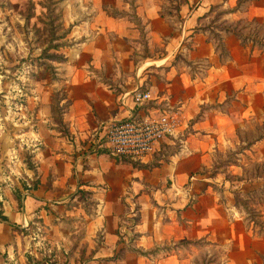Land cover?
Here are the masks:
<instances>
[{
  "label": "crops",
  "instance_id": "crops-1",
  "mask_svg": "<svg viewBox=\"0 0 264 264\" xmlns=\"http://www.w3.org/2000/svg\"><path fill=\"white\" fill-rule=\"evenodd\" d=\"M164 1L174 12L163 11ZM246 1L244 12L221 14L232 33L221 30L218 42L204 23L233 0L65 1L74 45L60 72L70 137L43 108L37 172L26 169L34 188L19 187L21 201L12 198L2 210L8 222L0 219V252L8 250L7 260L196 264L216 254L222 264L263 262L264 45L240 24L246 18L263 26L264 0ZM143 50L149 56H140ZM136 90L150 91L153 100L137 106ZM167 110L178 111L180 127L152 154L132 160L110 153L105 125ZM254 203L259 210L248 206ZM38 229L41 242L33 238Z\"/></svg>",
  "mask_w": 264,
  "mask_h": 264
},
{
  "label": "rangeland",
  "instance_id": "rangeland-1",
  "mask_svg": "<svg viewBox=\"0 0 264 264\" xmlns=\"http://www.w3.org/2000/svg\"><path fill=\"white\" fill-rule=\"evenodd\" d=\"M49 1L51 10L44 7ZM65 1L0 0V219H3L5 203L8 206L12 198L21 201L22 196H18L19 187L28 190L34 188V182L29 183L27 179L26 169L37 172L33 157L40 141L37 140V134L43 117L41 110L47 107L53 115L54 124L57 125L55 129L64 137H70L64 119L61 120L53 110L54 101L62 109L65 107L62 104L65 100V84L60 64L66 61L64 53L74 45L69 37L72 27H68L63 20ZM245 2L247 1L244 0L236 6L237 2L233 0L231 5L226 6V10L216 9L212 17L205 21L204 25H207L206 30L211 40L218 42L220 31L228 29L220 21L221 14L240 8L244 12L249 6ZM173 7L166 1L163 2L164 12H174ZM51 21L53 25L50 24ZM240 27L251 39L264 45V25H256L244 18ZM68 30L70 33L64 36ZM55 45L60 48L46 51L48 47ZM50 55L61 58L50 59ZM140 56L146 57L149 53L143 50ZM205 66V62L200 63L199 69ZM176 148L173 147L169 154ZM237 202L242 204L243 200L238 199ZM254 205L248 204L254 211L260 209L257 203ZM262 217L252 214L249 218L262 222ZM261 232L264 231H258L260 234ZM33 238L41 242L42 233L41 239L35 236ZM7 251L5 255L0 252L1 262L13 264V260H7ZM226 253L228 254V250ZM214 255L203 256L196 264H222L218 262V257L214 260ZM260 264H264V260Z\"/></svg>",
  "mask_w": 264,
  "mask_h": 264
},
{
  "label": "built area",
  "instance_id": "built-area-1",
  "mask_svg": "<svg viewBox=\"0 0 264 264\" xmlns=\"http://www.w3.org/2000/svg\"><path fill=\"white\" fill-rule=\"evenodd\" d=\"M133 100L137 106H146L152 100L150 91L136 90ZM181 119L178 112L163 111L157 118L129 117L123 121H114L104 126L107 148L118 158L142 160L152 154L155 148L167 137L175 136L180 127ZM29 187H31L29 185ZM136 204L132 206L131 214H135ZM133 217L130 216L129 219ZM132 225L127 223L120 228L123 237L128 236ZM41 229L37 230L36 237L41 239Z\"/></svg>",
  "mask_w": 264,
  "mask_h": 264
},
{
  "label": "trees",
  "instance_id": "trees-1",
  "mask_svg": "<svg viewBox=\"0 0 264 264\" xmlns=\"http://www.w3.org/2000/svg\"><path fill=\"white\" fill-rule=\"evenodd\" d=\"M44 7L46 8V9H48V10H51L52 9V6H51V3H50V1H49V3L48 4H45L44 5ZM50 24H52L53 25V21H51L50 22ZM226 31L228 32V33H232V31L230 30V29H226ZM70 33V31L68 30V31H65V35L64 36H66V35H68ZM234 35H236V36H238L240 39H242L244 42L246 41V39L247 38H245L241 33H239V32H236V33H233ZM57 49V48H60V46L59 45H55V46H50V47H48L47 49H46V51H50V50H53V49ZM45 51V52H46ZM48 58H50V59H54V60H57V59H60L61 57L60 56H57V55H50ZM53 110H54V113L62 120L63 119V109H62V107H60V105H59V103L58 104H56V101H54V104H53ZM261 139V137L258 139V140H260ZM258 140H255V141H253L251 144H253V143H255V142H257ZM134 164V166H136V167H138V168H153V167H155L156 165L155 164H148V165H142V164H139V163H133ZM81 194V193H80ZM3 221H6V222H8V219H6V218H4L3 219Z\"/></svg>",
  "mask_w": 264,
  "mask_h": 264
}]
</instances>
